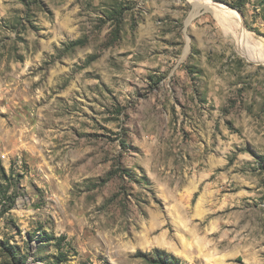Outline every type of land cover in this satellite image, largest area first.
<instances>
[{"label":"rangeland","instance_id":"rangeland-1","mask_svg":"<svg viewBox=\"0 0 264 264\" xmlns=\"http://www.w3.org/2000/svg\"><path fill=\"white\" fill-rule=\"evenodd\" d=\"M211 2L0 0V264H264V0Z\"/></svg>","mask_w":264,"mask_h":264},{"label":"trees","instance_id":"trees-1","mask_svg":"<svg viewBox=\"0 0 264 264\" xmlns=\"http://www.w3.org/2000/svg\"><path fill=\"white\" fill-rule=\"evenodd\" d=\"M74 46L80 47L84 45L81 42H77L74 44ZM0 171L2 173V179L7 180L5 170L1 168ZM6 191L7 188H5L4 185L0 183V199L3 198V196L1 197V194H6ZM47 240H51V239H46L45 237L41 238L40 240V243L42 244L41 246H43V244L47 242ZM63 256H64L63 254L58 256L57 262H54L53 264L64 263L67 259L66 257ZM149 257L151 264H184L179 258L173 257L172 255L161 250H155Z\"/></svg>","mask_w":264,"mask_h":264},{"label":"bare ground","instance_id":"bare-ground-1","mask_svg":"<svg viewBox=\"0 0 264 264\" xmlns=\"http://www.w3.org/2000/svg\"><path fill=\"white\" fill-rule=\"evenodd\" d=\"M202 1H203L204 5H206V4H208V3H209L210 5H214V4H212V2H211L212 0H202ZM209 4H208V5H209ZM213 7L215 8V6H213ZM215 10H216V9H215ZM215 12H216V11H215Z\"/></svg>","mask_w":264,"mask_h":264}]
</instances>
